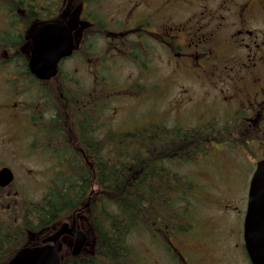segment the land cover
<instances>
[{"label": "flooded vegetation", "instance_id": "flooded-vegetation-1", "mask_svg": "<svg viewBox=\"0 0 264 264\" xmlns=\"http://www.w3.org/2000/svg\"><path fill=\"white\" fill-rule=\"evenodd\" d=\"M38 52L49 57L39 59ZM31 61H56L57 72L38 78ZM124 65L127 73L117 78ZM153 66L165 74L152 77ZM120 98L133 110L127 129L133 146H153L147 152L154 153L164 143L175 147L173 138L183 135V154L159 165L150 164L156 156L145 159L146 178L165 176L166 161L171 175L202 176L207 157L217 160L213 152L221 147L255 163L264 159V0H0V139L4 131L10 139L28 137L26 147L50 159L53 173L61 164L101 162L104 145L120 144L114 113ZM176 163L192 165L196 174ZM12 183L0 188V198L3 191L19 194ZM200 188L194 182L183 191ZM182 215L176 213L170 230L149 217L152 236L176 264L187 257L214 264L202 249L207 241L182 228ZM223 237L222 264H251L243 223L228 226ZM174 240L199 247L185 252Z\"/></svg>", "mask_w": 264, "mask_h": 264}, {"label": "trees", "instance_id": "trees-1", "mask_svg": "<svg viewBox=\"0 0 264 264\" xmlns=\"http://www.w3.org/2000/svg\"><path fill=\"white\" fill-rule=\"evenodd\" d=\"M181 136L173 138L178 140L175 147L160 138L164 147L158 146L154 153H148L153 146H133L129 142V132L118 129V148L104 145L101 162L59 165L51 185L39 201H22L17 207L0 208V264L12 257L18 248L31 244V233L50 231L86 203L93 229L91 251L75 257L63 256L61 264H132L129 236L139 228L150 230L149 217L165 223L170 230L177 226L176 213L186 210L188 195L183 189L190 186L187 178L169 174V165H166L165 176L146 178L144 175L147 157L156 156L150 164L159 165L163 157L168 160L169 156L183 154L186 148ZM114 138L115 132H112L108 140ZM199 138L200 133L196 139ZM151 139L157 138L152 135ZM189 140L187 137L186 141ZM161 186L165 187V193L160 192ZM181 204H185L182 209Z\"/></svg>", "mask_w": 264, "mask_h": 264}, {"label": "rangeland", "instance_id": "rangeland-1", "mask_svg": "<svg viewBox=\"0 0 264 264\" xmlns=\"http://www.w3.org/2000/svg\"><path fill=\"white\" fill-rule=\"evenodd\" d=\"M127 71V65H124L118 71H115L114 74L117 78H122ZM163 74L165 73L162 68L159 70L154 66L150 68L152 77L159 78ZM115 105V123L118 125V129L129 128L131 126L129 112L132 110L129 99L120 98L115 102ZM107 113L109 111L106 112L104 117L110 119V115ZM12 136H14L12 133L5 131L4 135H1L0 167L8 166L12 170L16 180H14L10 189L18 190L19 194L15 197L12 194L7 195L6 191H3L4 198L1 201V208H7V204L14 202V200L17 202L39 201L46 191L45 184H49L46 178L48 173L45 170L52 165L49 164L50 159L44 154L30 152L26 147L27 143L29 146L28 137H22L18 140V138L10 139ZM227 151L223 147L217 148L213 152L217 160L209 155L206 159L209 161L205 163L203 168L201 167L202 169L205 168L202 176L194 175L197 170L192 165L176 163L179 171L187 169L194 175L193 178L189 179L190 181L206 189L200 188L188 191V203L184 207V210H186L180 220L181 224L186 225V229L188 227V237L193 235L196 240L207 241L203 244L202 249L207 251V255L214 264H222V256L227 251L226 244L223 245V248L221 246L224 241L223 236L228 231V226L240 228L243 223L248 183L255 164L251 156L246 154L242 156L238 151ZM6 195L7 197H5ZM180 208H183V204H181ZM79 214L81 217H78V215L73 217L77 218L79 228L84 231L87 240L90 241L86 246V250L91 251L93 229L89 226V215L86 211H82ZM72 215L68 216L70 220L73 218H71ZM68 218L62 220L59 224L70 221ZM203 227L209 233L208 237L206 235L203 236L201 233ZM150 236L149 230L146 231L141 228L136 229L129 236L128 243L132 249L129 251L131 261L133 262L137 259L138 264H174L172 256L169 252H166L167 249L164 245L162 243L159 244L155 239H151ZM189 239L188 241H190ZM188 241L174 240V244L178 249L185 250V252H188L187 250L191 246L199 247V245L197 246ZM63 251L65 252L66 249ZM186 264H194L193 257H187ZM223 264H226L225 261Z\"/></svg>", "mask_w": 264, "mask_h": 264}, {"label": "water", "instance_id": "water-1", "mask_svg": "<svg viewBox=\"0 0 264 264\" xmlns=\"http://www.w3.org/2000/svg\"><path fill=\"white\" fill-rule=\"evenodd\" d=\"M70 49L59 53L69 54ZM39 59H46V52H38ZM56 60V59H55ZM49 62V65H45ZM44 63V64H43ZM55 61H31L30 69L39 78H48L56 73ZM13 180V174L7 167L0 169V187L8 185ZM244 244L252 264H264V159L256 164L249 182L247 207L243 223ZM72 238L71 254L78 255L86 242L84 233L77 230L73 221L69 226L61 224L54 232L43 238L39 243L24 246L4 264H61L59 252L62 249L61 237Z\"/></svg>", "mask_w": 264, "mask_h": 264}, {"label": "bare ground", "instance_id": "bare-ground-1", "mask_svg": "<svg viewBox=\"0 0 264 264\" xmlns=\"http://www.w3.org/2000/svg\"><path fill=\"white\" fill-rule=\"evenodd\" d=\"M106 174V173H105ZM107 188V187H106Z\"/></svg>", "mask_w": 264, "mask_h": 264}]
</instances>
